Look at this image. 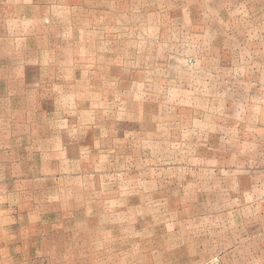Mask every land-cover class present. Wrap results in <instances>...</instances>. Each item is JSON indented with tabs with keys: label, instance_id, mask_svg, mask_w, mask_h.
<instances>
[{
	"label": "rangeland",
	"instance_id": "rangeland-1",
	"mask_svg": "<svg viewBox=\"0 0 264 264\" xmlns=\"http://www.w3.org/2000/svg\"><path fill=\"white\" fill-rule=\"evenodd\" d=\"M0 264H264V0H0Z\"/></svg>",
	"mask_w": 264,
	"mask_h": 264
}]
</instances>
